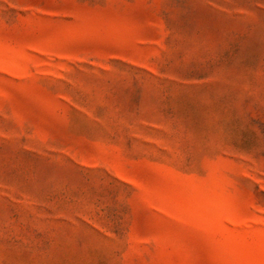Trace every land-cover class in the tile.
Instances as JSON below:
<instances>
[{
  "label": "rangeland",
  "instance_id": "obj_1",
  "mask_svg": "<svg viewBox=\"0 0 264 264\" xmlns=\"http://www.w3.org/2000/svg\"><path fill=\"white\" fill-rule=\"evenodd\" d=\"M0 264H264V0H0Z\"/></svg>",
  "mask_w": 264,
  "mask_h": 264
}]
</instances>
